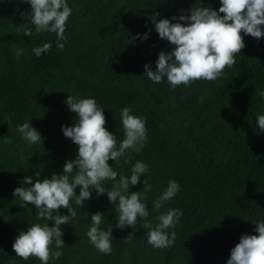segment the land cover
Here are the masks:
<instances>
[{"label":"trees","instance_id":"obj_1","mask_svg":"<svg viewBox=\"0 0 264 264\" xmlns=\"http://www.w3.org/2000/svg\"><path fill=\"white\" fill-rule=\"evenodd\" d=\"M72 14L66 23L63 50L54 33L31 37L17 32L27 22L30 5L21 0H0V264H41L35 257L21 260L12 243L37 220V210L13 196L24 177L51 178L62 174L66 161L75 159L78 146L64 137L62 126L76 120L65 101L67 95L93 98L103 108L105 127L117 145L124 138L120 123L123 108L145 121L147 140L131 162L108 161L119 176H130L137 161L148 165L129 192H142L147 178L151 191L142 202L148 220L168 209L182 212L170 248L154 249L147 243L148 229L138 220L134 229L115 227V205L106 194L84 202L71 201L75 218L61 225L63 255L49 264H226L241 235H258L257 221H264V132L256 121L264 115V37L243 36L245 47L236 63L215 81L198 80L172 88L166 78L159 84L144 75L147 64L155 70L158 54L173 46L159 38L150 17L169 19L189 14L195 7L218 10L220 0H66ZM222 15V14H221ZM30 19V15H29ZM183 23V22H181ZM148 33V38L138 37ZM51 43L39 57L34 47ZM17 49L24 54L17 57ZM25 122L35 128L42 142L29 145L16 131ZM11 142H8V141ZM39 173V176L36 174ZM169 180L180 191L159 211L153 202ZM113 182L104 186L111 189ZM79 194V186L75 189ZM101 212L102 230L113 237L112 252L105 255L90 243L86 233L91 215ZM60 215H68L60 209ZM132 234L130 242L125 239ZM52 250L55 249L53 244Z\"/></svg>","mask_w":264,"mask_h":264},{"label":"clouds","instance_id":"obj_2","mask_svg":"<svg viewBox=\"0 0 264 264\" xmlns=\"http://www.w3.org/2000/svg\"><path fill=\"white\" fill-rule=\"evenodd\" d=\"M30 5L27 22L17 26V32L31 37L35 33H54L56 47L63 50L66 37V23L72 14V9L66 0H21ZM189 14L180 15L170 22L169 19H156V14L150 17L160 39L166 40L173 46L168 53L161 51L155 62V70L149 65L144 66V75L153 83L159 84L165 78L174 89L179 85H189L194 81H215L224 73L226 68L235 63V56L245 47L243 36L249 35L259 40L264 37V0H220L218 10L210 7L195 6L187 10ZM222 14V15H221ZM30 15V19H29ZM148 38V33L138 37ZM51 43H44L42 47H34L32 53L39 57L47 53ZM24 54L23 49H17L16 56ZM264 98V92L260 93ZM69 111L75 114L73 126H62L64 137L69 138L78 146L75 159L68 160L63 166L62 174H53L51 178L37 179L24 177L22 184L30 187H16L13 196L24 203L32 205L37 210V220L54 221L32 224L26 231H21L12 243L15 256L21 260L32 257L41 264H49L51 260H58L63 255L58 249L64 247L61 225H68L70 219L75 218V204L83 208L84 202L92 198V192L97 196L105 195L110 203L115 205L118 217L115 227L123 229L125 226L134 229L138 220L141 227L148 229L147 243L154 249L170 248L174 245L176 233L167 230L174 228L180 221L182 212L171 208L156 217L158 223L153 226L148 220L147 205L142 202L151 191L147 178L143 181L142 192H129L130 186L140 183V176L149 171L147 164L137 161L131 168L130 176H119L108 161L120 164L131 162L130 151L140 152L147 140L145 121L131 115V109L125 107L120 112V123L124 138L117 145L115 135L105 127L106 119L103 108L93 98H80L79 94L67 95L65 101ZM260 132H264V115H259L256 121ZM16 131L29 145L42 142L39 132L30 126L29 122L19 125ZM8 142H11L10 140ZM39 176V173L36 174ZM146 177V176H145ZM112 181L111 189L104 186ZM79 186V194L75 189ZM180 191V185L169 180L166 189L153 202L154 210L159 211L165 202L170 201ZM60 209H67L68 215H60ZM104 220L101 212L91 215V227L86 235L90 243L105 255L112 252L111 228L105 231L100 228ZM254 231L258 235H241L239 243L231 250L226 264H264V221H257ZM132 234L125 242L132 240ZM53 244L55 249L52 250Z\"/></svg>","mask_w":264,"mask_h":264}]
</instances>
